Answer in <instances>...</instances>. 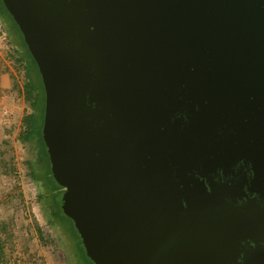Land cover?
Here are the masks:
<instances>
[{
    "label": "water",
    "instance_id": "95a60500",
    "mask_svg": "<svg viewBox=\"0 0 264 264\" xmlns=\"http://www.w3.org/2000/svg\"><path fill=\"white\" fill-rule=\"evenodd\" d=\"M2 2L94 264H264V0Z\"/></svg>",
    "mask_w": 264,
    "mask_h": 264
},
{
    "label": "rangeland",
    "instance_id": "374dc122",
    "mask_svg": "<svg viewBox=\"0 0 264 264\" xmlns=\"http://www.w3.org/2000/svg\"><path fill=\"white\" fill-rule=\"evenodd\" d=\"M9 26L14 31L12 24ZM0 31L1 68L13 71L9 29L1 20ZM25 106L17 92L4 89L0 93V142L12 140L17 166L16 178L0 173V236L5 252L0 264H92L89 257L76 251L74 222L60 211L64 188L55 179L45 178L46 157L41 176L37 181L32 176L38 149L33 142L22 144L17 139ZM47 204L54 209L52 216Z\"/></svg>",
    "mask_w": 264,
    "mask_h": 264
},
{
    "label": "trees",
    "instance_id": "16d2710c",
    "mask_svg": "<svg viewBox=\"0 0 264 264\" xmlns=\"http://www.w3.org/2000/svg\"><path fill=\"white\" fill-rule=\"evenodd\" d=\"M0 20L9 29V43L13 49L12 53L9 55L13 71H6L5 69H2L0 63V79L2 74L8 73L10 78V91L20 94L23 97L24 103L26 105L17 139L22 144L33 142L35 144V147L38 149L36 157L32 163V173H34L32 174V176L34 177V179L37 181V178L41 176V167L43 161H45L44 158L46 157L48 171L45 173V178H49L50 180H52V178L54 179V177L52 176L50 170L47 148L42 138L44 89L41 82L40 73L34 59L32 58L28 48L25 45L23 36L17 24L4 6L2 0H0ZM10 24H12V26L14 27V31L10 28ZM1 92L2 88L0 81V93ZM0 173L12 178L17 177V166L14 160V148L11 139H3L0 142ZM47 206L52 216V212L54 209L52 206L49 207L48 204ZM60 211H62V209ZM6 226V224L1 223L2 228H6ZM73 230V233L76 235L74 237V241L77 246V249H71L73 250L72 253L74 252L73 255L75 254L76 249L78 255L82 257H88L85 254V248L83 246L80 235L74 226ZM66 238L68 239L67 236ZM4 254L5 252L3 246V238L0 236V263L4 257ZM89 260L92 262V264H94V262L90 258Z\"/></svg>",
    "mask_w": 264,
    "mask_h": 264
},
{
    "label": "crops",
    "instance_id": "0c3cea01",
    "mask_svg": "<svg viewBox=\"0 0 264 264\" xmlns=\"http://www.w3.org/2000/svg\"><path fill=\"white\" fill-rule=\"evenodd\" d=\"M0 81H1L2 91L4 89H9L10 90V78H9L8 73L2 74Z\"/></svg>",
    "mask_w": 264,
    "mask_h": 264
}]
</instances>
